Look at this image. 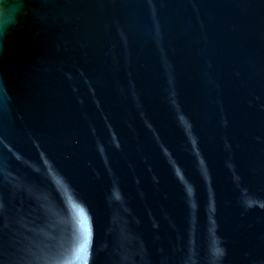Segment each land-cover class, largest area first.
<instances>
[{"label":"water","instance_id":"95a60500","mask_svg":"<svg viewBox=\"0 0 264 264\" xmlns=\"http://www.w3.org/2000/svg\"><path fill=\"white\" fill-rule=\"evenodd\" d=\"M0 264H264V0H0Z\"/></svg>","mask_w":264,"mask_h":264},{"label":"clouds","instance_id":"9594fccd","mask_svg":"<svg viewBox=\"0 0 264 264\" xmlns=\"http://www.w3.org/2000/svg\"><path fill=\"white\" fill-rule=\"evenodd\" d=\"M15 13V9H10L8 12H6V16H11V15H14Z\"/></svg>","mask_w":264,"mask_h":264}]
</instances>
